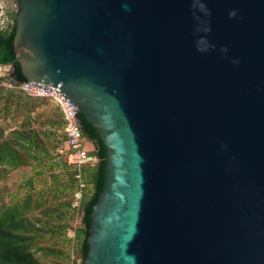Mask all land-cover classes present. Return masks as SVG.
<instances>
[{"label": "water", "instance_id": "95a60500", "mask_svg": "<svg viewBox=\"0 0 264 264\" xmlns=\"http://www.w3.org/2000/svg\"><path fill=\"white\" fill-rule=\"evenodd\" d=\"M14 4L19 83L106 146L84 264H264V0Z\"/></svg>", "mask_w": 264, "mask_h": 264}, {"label": "trees", "instance_id": "16d2710c", "mask_svg": "<svg viewBox=\"0 0 264 264\" xmlns=\"http://www.w3.org/2000/svg\"><path fill=\"white\" fill-rule=\"evenodd\" d=\"M12 22L0 28V63H13L15 66L16 82L26 80L18 61H14L15 50L13 38L15 34V19L11 15ZM5 76H0V80ZM50 101L48 97H37L25 94L19 87L7 88L0 86V117L6 118L21 116L20 123L7 133L6 138L0 137V179L7 173V167L26 165L31 157L42 160L49 155V149L56 150L59 158L55 161L58 168L56 174L52 176L60 180L66 175L67 184L63 187H70L75 192H80V205L82 214L79 219V226L75 229L72 237L76 241L78 260L76 264H84L83 258L87 252L88 229L91 225L92 208L89 204H94L98 200L99 194L103 190L106 179V146L96 128L81 116V132L89 144L90 152L94 153L98 160L95 164H83L79 169L67 162V151L65 149L64 119L47 120L50 127L39 128L35 126V119L31 115L36 107L42 103ZM56 125L62 129V133L53 131L51 126ZM0 127V136L2 135ZM97 142L98 148H95ZM79 177H75V173ZM40 173L43 171L40 170ZM61 175V177H59ZM59 178V179H58ZM59 184V182H57ZM80 183L83 185L80 186ZM60 185V184H59ZM74 192V193H75ZM29 204V197L24 202V208ZM67 212L59 211L56 217L64 221L65 228L70 225V220L74 217L70 213L71 203L67 202ZM35 223L25 216L24 210H19L17 205L7 207L0 211V264H42L35 257L31 245L33 232L36 230ZM73 264L75 261H73Z\"/></svg>", "mask_w": 264, "mask_h": 264}, {"label": "rangeland", "instance_id": "374dc122", "mask_svg": "<svg viewBox=\"0 0 264 264\" xmlns=\"http://www.w3.org/2000/svg\"><path fill=\"white\" fill-rule=\"evenodd\" d=\"M15 0H0L4 9L3 23L0 19V27L12 22L11 15L16 12ZM9 2V3H8ZM35 119V126L50 127L47 120L55 121L61 117L60 111L52 103L47 101L37 106L31 113ZM21 121V116L0 117L2 129L1 138H6L7 133L14 129ZM53 131L62 133L61 128L51 126ZM89 147V144H86ZM60 148V147H59ZM57 147V149H59ZM56 150L49 149V155L42 160L31 157L29 162L16 167H7L8 171L0 179V211L17 205L19 210H24L25 216L35 223L36 230L33 232L31 249L42 264H73L77 263L78 251L76 241L73 240L75 229L79 226L82 214L80 205V192L73 191L67 184L66 175H61L60 180L52 176L58 168L55 167L57 156ZM40 170L43 173H40ZM59 179V178H58ZM59 182V184L57 183ZM75 192V193H74ZM29 197V204L24 208V202ZM70 202V213L74 217L66 228L64 221L56 217L59 211L67 212L66 203Z\"/></svg>", "mask_w": 264, "mask_h": 264}, {"label": "built area", "instance_id": "2783aa9c", "mask_svg": "<svg viewBox=\"0 0 264 264\" xmlns=\"http://www.w3.org/2000/svg\"><path fill=\"white\" fill-rule=\"evenodd\" d=\"M1 17L4 18L3 6H0V19L3 23ZM1 27L3 26L1 25ZM0 76H5V78L0 80V86L7 88L19 87L27 95L48 97L51 102L59 107L64 119L65 149L67 151V162L70 165L79 169L83 164H95L97 162V156L90 152V148L86 146L81 126L75 122L74 112L70 103L62 94L53 89H44L27 83L16 84L13 80L6 77L3 72H0ZM74 175L79 177L78 172ZM82 185L80 183V186Z\"/></svg>", "mask_w": 264, "mask_h": 264}, {"label": "crops", "instance_id": "0c3cea01", "mask_svg": "<svg viewBox=\"0 0 264 264\" xmlns=\"http://www.w3.org/2000/svg\"><path fill=\"white\" fill-rule=\"evenodd\" d=\"M9 2H11V0H9ZM9 2H8V3H9ZM2 70H3V69L0 68V72H2ZM49 102L52 103L55 107H57V108L59 109V107H58L55 103H53V102H51V101H49Z\"/></svg>", "mask_w": 264, "mask_h": 264}]
</instances>
